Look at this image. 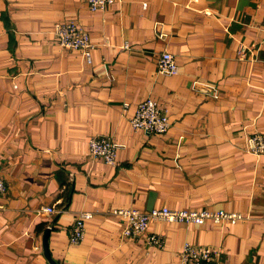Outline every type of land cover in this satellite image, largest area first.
Returning a JSON list of instances; mask_svg holds the SVG:
<instances>
[{"label": "crops", "instance_id": "crops-1", "mask_svg": "<svg viewBox=\"0 0 264 264\" xmlns=\"http://www.w3.org/2000/svg\"><path fill=\"white\" fill-rule=\"evenodd\" d=\"M66 22L88 33L91 62L59 45ZM163 50L176 75L157 71ZM146 98L166 111L167 132L132 128ZM256 132L264 0H116L96 11L85 0H0V264H48L46 228L57 264H181L185 242L220 249L221 264H264V154L245 143ZM92 136L119 145L115 165L89 153ZM161 207L243 218L151 220L160 248L122 236L116 210ZM81 211L93 215L70 244Z\"/></svg>", "mask_w": 264, "mask_h": 264}, {"label": "built area", "instance_id": "built-area-1", "mask_svg": "<svg viewBox=\"0 0 264 264\" xmlns=\"http://www.w3.org/2000/svg\"><path fill=\"white\" fill-rule=\"evenodd\" d=\"M91 10H106L109 5L116 0H85ZM145 5V4H144ZM55 35L61 47L68 50H81L86 61L91 62V44L89 35L80 25L75 22L58 24L55 27ZM238 54L242 58L245 56V48L240 46ZM157 71L164 75H176L178 65L174 55L167 50H163L156 60ZM216 96V94H213ZM132 128L146 134H163L170 128L171 122L156 100L146 98L141 101L130 118ZM246 150L256 156L264 154V136L259 133H252L247 136ZM119 145L108 136H92L88 140L89 153L93 157L100 158L103 162L115 165L117 161V149ZM7 186L4 178L0 174V195L6 192ZM43 212H55L53 207H44ZM122 219L121 234L125 238H138L145 236L148 245L162 247L164 244L161 234H147L149 222L151 220H162L168 222H186L198 224L206 220L215 223H234L243 216L237 212L225 210H178L161 207L149 211L137 209H119L114 212ZM93 215L90 211L78 212L72 225L68 230L70 244H79L85 233V220ZM222 252L220 249L211 246H199L185 242L180 254L181 264H221Z\"/></svg>", "mask_w": 264, "mask_h": 264}, {"label": "water", "instance_id": "water-1", "mask_svg": "<svg viewBox=\"0 0 264 264\" xmlns=\"http://www.w3.org/2000/svg\"><path fill=\"white\" fill-rule=\"evenodd\" d=\"M50 229L46 228L42 234V253L48 264H57L50 256L49 248H48V237H49Z\"/></svg>", "mask_w": 264, "mask_h": 264}]
</instances>
